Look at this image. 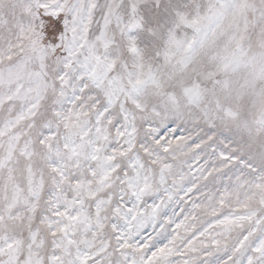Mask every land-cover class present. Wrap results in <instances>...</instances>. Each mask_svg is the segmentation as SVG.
Returning a JSON list of instances; mask_svg holds the SVG:
<instances>
[{
  "label": "snow or ice",
  "instance_id": "obj_1",
  "mask_svg": "<svg viewBox=\"0 0 264 264\" xmlns=\"http://www.w3.org/2000/svg\"><path fill=\"white\" fill-rule=\"evenodd\" d=\"M0 264H264V0H0Z\"/></svg>",
  "mask_w": 264,
  "mask_h": 264
}]
</instances>
